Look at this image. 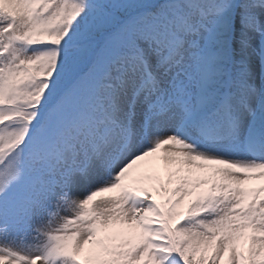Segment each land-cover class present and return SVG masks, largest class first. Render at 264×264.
Wrapping results in <instances>:
<instances>
[{
    "label": "snow or ice",
    "instance_id": "snow-or-ice-1",
    "mask_svg": "<svg viewBox=\"0 0 264 264\" xmlns=\"http://www.w3.org/2000/svg\"><path fill=\"white\" fill-rule=\"evenodd\" d=\"M0 264H264V0H0Z\"/></svg>",
    "mask_w": 264,
    "mask_h": 264
},
{
    "label": "rangeland",
    "instance_id": "rangeland-1",
    "mask_svg": "<svg viewBox=\"0 0 264 264\" xmlns=\"http://www.w3.org/2000/svg\"><path fill=\"white\" fill-rule=\"evenodd\" d=\"M254 184H256V183H259V182H253Z\"/></svg>",
    "mask_w": 264,
    "mask_h": 264
}]
</instances>
